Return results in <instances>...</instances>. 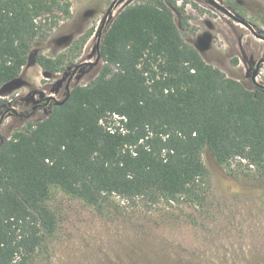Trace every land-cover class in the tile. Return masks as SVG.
<instances>
[{"label":"trees","instance_id":"obj_1","mask_svg":"<svg viewBox=\"0 0 264 264\" xmlns=\"http://www.w3.org/2000/svg\"><path fill=\"white\" fill-rule=\"evenodd\" d=\"M58 13L70 16L69 5L0 0V92L20 80ZM100 53L89 85L0 145V264H35L48 250L58 230L47 204L54 187L96 209L112 196L204 208L207 149L264 177V88L249 90L208 64L164 0L128 6ZM5 105L0 98V112Z\"/></svg>","mask_w":264,"mask_h":264},{"label":"rangeland","instance_id":"obj_2","mask_svg":"<svg viewBox=\"0 0 264 264\" xmlns=\"http://www.w3.org/2000/svg\"><path fill=\"white\" fill-rule=\"evenodd\" d=\"M114 0H60L70 16L51 18L46 38L32 46L20 86L0 92V145L30 123L46 119L67 95L75 67L95 62L98 31ZM187 43L229 78L255 90L252 80L264 58V40L253 35L207 0H164ZM264 35V0H216ZM141 0H120L109 16L103 39L117 16ZM102 39V42H103ZM35 53L36 63L29 64ZM42 61L44 67L39 64ZM103 62L84 67L71 91L89 85ZM264 86V64L256 78ZM203 161L211 173L208 206L186 200L151 203L110 197L101 209L52 188L48 207L58 230L35 264H264V177L248 162L218 163L207 149Z\"/></svg>","mask_w":264,"mask_h":264},{"label":"water","instance_id":"obj_3","mask_svg":"<svg viewBox=\"0 0 264 264\" xmlns=\"http://www.w3.org/2000/svg\"><path fill=\"white\" fill-rule=\"evenodd\" d=\"M120 0H114L113 3L111 4V6L109 7L106 15H105V18H104V21L98 31V39H97V45H96V52H97V58H96V61L95 62H85L83 64H80L79 67L81 66H84V65H87V66H90V67H95V66H98L101 61H102V56H101V53H100V48H101V44H102V39H103V33H104V30H105V27H106V24H107V21H108V18L109 16L112 15L117 3L119 2ZM209 3L211 5H213L214 7L218 8L219 10H221L222 12H224L226 15H228L230 18H232L234 21L244 25L245 27H247L252 33L254 36H256L257 38L261 39V40H264V35H260L258 34L251 25H249L247 22L243 21L242 19L236 17L235 15H233L231 13L230 10H228L227 8H225L224 6L220 5L216 0H208ZM36 63V60H35V53L32 54L30 60H29V64L30 65H34ZM262 64H264V58L261 59L258 63H257V66H256V69L253 73V76H252V80L253 82L255 83L256 87H260V88H264V86L262 85H259L257 82H256V78L260 72V68L262 66ZM21 83H20V80L14 82V83H11L9 85H7L6 87L8 86H14V87H17V86H20ZM71 95V89L68 87L67 89V95L66 97L61 100V101H58L57 99H55L54 97H52L51 99H49L48 101L49 102H53V104L57 105V106H61L63 104H65L67 102V100L69 99ZM2 121V120H1ZM0 121V122H1Z\"/></svg>","mask_w":264,"mask_h":264},{"label":"flooded vegetation","instance_id":"obj_4","mask_svg":"<svg viewBox=\"0 0 264 264\" xmlns=\"http://www.w3.org/2000/svg\"><path fill=\"white\" fill-rule=\"evenodd\" d=\"M207 1H208V0H207ZM208 2H209V1H208ZM231 13H232V12H231ZM232 14H233V13H232ZM233 15H234V14H233ZM85 62H89V61H85ZM85 62H83V63H85ZM83 63H80V64H83ZM80 64H78V65L75 67L74 73H73V75L71 76L70 81L68 82V85H67V88H66V89H68V87L70 88V85H71L72 80L74 79L75 75H76V74H77L82 68H84V67H89V66H87V65H84V66L79 67Z\"/></svg>","mask_w":264,"mask_h":264}]
</instances>
